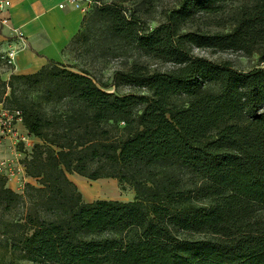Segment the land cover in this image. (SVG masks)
<instances>
[{"label": "trees", "instance_id": "obj_1", "mask_svg": "<svg viewBox=\"0 0 264 264\" xmlns=\"http://www.w3.org/2000/svg\"><path fill=\"white\" fill-rule=\"evenodd\" d=\"M227 1L180 0L147 30L115 0H93L91 16L112 35L173 63L113 72L111 85L147 93L108 91L55 61L0 78V104L36 140L21 162L37 182L18 193L0 174V246L53 264H264V67L238 70L191 49L264 62V0L240 3L226 30L193 27L196 12ZM68 173L116 178L133 199L84 201Z\"/></svg>", "mask_w": 264, "mask_h": 264}, {"label": "rangeland", "instance_id": "obj_2", "mask_svg": "<svg viewBox=\"0 0 264 264\" xmlns=\"http://www.w3.org/2000/svg\"><path fill=\"white\" fill-rule=\"evenodd\" d=\"M85 6L84 15L85 23H82L84 36L73 44H69L65 49V60L61 62L71 70L87 69L96 79L106 85L105 89L114 91L118 94L124 93H147L145 87H141L130 83H119L115 86L111 85L112 74L116 69L125 68L132 61L145 63L149 68H157L160 70L170 69L173 66L171 61L158 59L150 54H145L139 49L133 41L123 40L112 35L106 27V24L91 16V9L94 5L93 0H78ZM121 4L126 12L133 13L139 18V24L147 30L155 27L159 22L165 19L166 13L179 3L180 0H115ZM245 0H229L224 4V8L218 13L196 12L194 17L196 25L201 29L209 30H226L230 24L229 15L243 3ZM220 19V23L217 22ZM198 24V25H197ZM192 53L202 56L210 60L221 61L228 60L233 67L238 70H248L254 66L264 67V62L258 64L256 55H245L239 50H217L192 46ZM9 70L0 58V78L3 73ZM3 79V78H2ZM184 96L174 97L175 101H182ZM19 133L24 134L26 130L21 124H16ZM28 142L30 145L0 141V148L3 145L6 153L0 155V159L9 158L20 160L27 154L32 144L36 141L28 134ZM0 139H2L0 133ZM7 140V139H6ZM3 142V143H2ZM19 176V175H18ZM17 175L6 179V186L12 181L15 187L13 190L22 193L26 182L37 185L35 178ZM68 178L76 185L82 195L84 201H92L94 199H119L131 200L134 196L133 189L128 185H121L116 178L100 177L91 180L77 173H68ZM26 177L30 181H26ZM9 187V186H8ZM12 189V188H11ZM258 214L264 220V205L257 206ZM22 211V207L18 206L5 212L4 219H12L17 217ZM0 264H53L50 262L30 261L25 259L19 251H10L7 247L0 246Z\"/></svg>", "mask_w": 264, "mask_h": 264}, {"label": "crops", "instance_id": "obj_3", "mask_svg": "<svg viewBox=\"0 0 264 264\" xmlns=\"http://www.w3.org/2000/svg\"><path fill=\"white\" fill-rule=\"evenodd\" d=\"M7 1L8 5L0 8V18L8 19V25L0 22V56L8 48L18 46L10 26L19 27L24 44L19 46L14 64L9 65L2 78L7 79L10 73L34 72L50 61L64 62L65 49L81 27L85 6L78 0L76 3L64 0ZM61 2L62 7L59 6ZM21 127L26 130L22 124ZM1 140L8 141L10 147L8 139ZM4 145L0 148V155L6 153ZM25 180L30 181V178ZM14 184L17 183L12 181L8 186L14 189Z\"/></svg>", "mask_w": 264, "mask_h": 264}, {"label": "built area", "instance_id": "obj_4", "mask_svg": "<svg viewBox=\"0 0 264 264\" xmlns=\"http://www.w3.org/2000/svg\"><path fill=\"white\" fill-rule=\"evenodd\" d=\"M71 3H76L77 0H64ZM7 0H0V8L8 5ZM59 6H63V2L59 3ZM2 24L8 25V19L6 17L0 18ZM11 33L17 40L18 46L8 48L0 57L6 65H13L16 52L20 45L24 44L23 33L19 27H9ZM16 124L21 123V117L19 111L10 110L0 106V133L2 139H8L13 144L23 143L30 145L28 142L29 136L26 131L24 134L19 133L16 127ZM0 174L3 175L6 179L12 178L14 176H25L24 164L20 160H13L9 158L0 159ZM18 176V177H19Z\"/></svg>", "mask_w": 264, "mask_h": 264}]
</instances>
